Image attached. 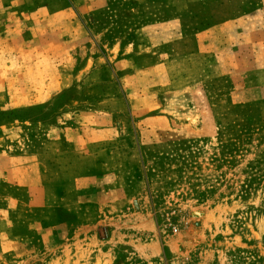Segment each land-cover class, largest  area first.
<instances>
[{
  "label": "rangeland",
  "instance_id": "374dc122",
  "mask_svg": "<svg viewBox=\"0 0 264 264\" xmlns=\"http://www.w3.org/2000/svg\"><path fill=\"white\" fill-rule=\"evenodd\" d=\"M66 3V85L0 111V264H264V0Z\"/></svg>",
  "mask_w": 264,
  "mask_h": 264
},
{
  "label": "crops",
  "instance_id": "0c3cea01",
  "mask_svg": "<svg viewBox=\"0 0 264 264\" xmlns=\"http://www.w3.org/2000/svg\"><path fill=\"white\" fill-rule=\"evenodd\" d=\"M72 2L81 11H94L106 0ZM56 5L64 8L53 9ZM79 21L66 0H0V111L4 106L19 108L49 100L51 86L66 85L61 67L72 53L68 35L77 37ZM22 85L28 87L26 92L20 91ZM36 86L40 90L33 88ZM3 123L0 121V135ZM51 130L58 128L53 126ZM51 139L58 140L56 136Z\"/></svg>",
  "mask_w": 264,
  "mask_h": 264
}]
</instances>
